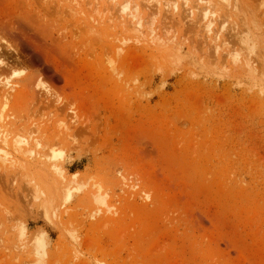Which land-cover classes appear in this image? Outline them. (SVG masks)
<instances>
[{
    "label": "rangeland",
    "instance_id": "1",
    "mask_svg": "<svg viewBox=\"0 0 264 264\" xmlns=\"http://www.w3.org/2000/svg\"><path fill=\"white\" fill-rule=\"evenodd\" d=\"M157 1L0 0V264H264V0Z\"/></svg>",
    "mask_w": 264,
    "mask_h": 264
},
{
    "label": "bare ground",
    "instance_id": "2",
    "mask_svg": "<svg viewBox=\"0 0 264 264\" xmlns=\"http://www.w3.org/2000/svg\"><path fill=\"white\" fill-rule=\"evenodd\" d=\"M128 0H113V2L115 3V4H117V5H119V11H121L123 14H125L127 17H130L132 20H133V22H132V24H134V29L136 30V31H141L142 29H143V27H144V25H145V23H146V21H148L149 23H150V28H151V32H152V34H155L156 33V28H157V26H156V15L155 14H152V15H150L149 16V18L146 20L145 18H144V15L142 14V9L140 8V5H139V3L138 2H135L132 6H128V5H130L129 3H126ZM150 1V0H149ZM184 1V3H187L189 0H183ZM198 1H204L205 2V0H198ZM87 2V1H86ZM207 2H208V0H207ZM126 3V4H125ZM157 4H156V6L157 5H161L162 6V1L161 0H158L157 2H156ZM164 5L167 7V8H174L175 10H178V3H177V0H175L174 2L172 1V0H165L164 2ZM189 4V3H188ZM208 3H206V5H204V6H200V9L198 10V12L199 13H201L200 15V17L202 18V20H206V24H205V27H206V30H208L207 32H210V31H212L213 29H214V23H215V21L217 20V18H216V11L215 10H213V8L208 4ZM184 5H186V4H184ZM184 5H183V7H184ZM193 5V4H192ZM197 5V4H196ZM199 5V4H198ZM144 6V5H143ZM153 7H154V5H152ZM164 6V7H165ZM187 6V5H186ZM193 6H195V5H193ZM118 7V6H117ZM165 7V8H166ZM166 8V9H167ZM127 9H128V11H127ZM187 9V8H186ZM193 7L192 6H190L189 7V13H190V11H191V13L193 12ZM118 10V9H117ZM165 10V9H164ZM174 10V11H175ZM106 11V10H105ZM110 12V11H109ZM156 12H157V10H156ZM150 13V12H149ZM151 13H154V12H151ZM191 13L190 14H188V15H191ZM157 14V13H156ZM118 16H120V14L118 15ZM187 16V15H186ZM190 17V16H189ZM162 20V19H161ZM200 20V19H199ZM147 22V23H148ZM148 23V24H149ZM166 23V22H165ZM222 23V22H221ZM164 24V23H163ZM162 24V25H163ZM223 25H225V24H223ZM223 25H221L220 24V26L218 27V29H217V33L216 32H214V34H213V36H214V39H218L219 37H220V32L221 31H223L225 28H224V26ZM127 26V25H126ZM129 26V25H128ZM131 27H132V25H130ZM162 27V26H161ZM126 28V27H125ZM128 28V27H127ZM163 28V27H162ZM214 30H216V29H214ZM164 32V31H163ZM213 33V32H212ZM5 41V40H4ZM215 41H217V40H215ZM218 44V43H217ZM217 47V49L219 48V46L217 45L216 46ZM216 49V50H217ZM255 50V49H254ZM2 51H0V53H1ZM2 55H3V53H2ZM232 55V54H231ZM0 58H1V54H0ZM4 58V57H3ZM234 58V57H233ZM235 59V60H234ZM233 60H234V62L236 61V59L237 58H234ZM1 60H4V59H2L1 58ZM1 60H0V63H1ZM3 63V62H2ZM2 63H1V65H2ZM4 64V63H3ZM6 64V63H5ZM3 71V70H2ZM1 73H3V72H0V78H1V76H2V74ZM4 75V74H3ZM40 80V79H39ZM43 82V81H42ZM41 82V80L40 81H38V86L43 90V91H45L48 95H50V96H52L53 95V93H51L50 91H49V89H48V87L44 84V83H42ZM0 83L2 84L0 87H2L3 86V88L6 90V89H10V87H11V83L10 82H8L7 80H1L0 79ZM7 95V94H6ZM49 96V97H50ZM3 126H6V124H4L3 123ZM9 137V134L8 133H5L4 134V138L7 140V139H9L8 138ZM36 141H38V140H36ZM15 143L17 142V143H19V144H23L24 142H26V140H23V139H20V140H18V139H16L15 141H14ZM27 143V142H26ZM26 143H24V144H26ZM17 145V144H16ZM39 145V144H38ZM17 146H19V145H17ZM20 148H22L21 146H20ZM2 151V149H0V152ZM66 190V189H65ZM68 190V189H67ZM66 199L68 200L69 199V196H66ZM40 254V253H39Z\"/></svg>",
    "mask_w": 264,
    "mask_h": 264
}]
</instances>
